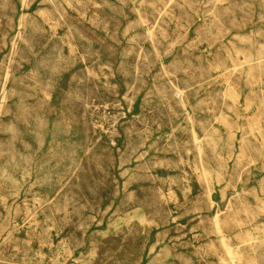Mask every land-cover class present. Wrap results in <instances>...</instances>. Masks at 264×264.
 Instances as JSON below:
<instances>
[{"label":"rangeland","instance_id":"374dc122","mask_svg":"<svg viewBox=\"0 0 264 264\" xmlns=\"http://www.w3.org/2000/svg\"><path fill=\"white\" fill-rule=\"evenodd\" d=\"M236 261L264 264V0H0V264Z\"/></svg>","mask_w":264,"mask_h":264},{"label":"bare ground","instance_id":"6f19581e","mask_svg":"<svg viewBox=\"0 0 264 264\" xmlns=\"http://www.w3.org/2000/svg\"><path fill=\"white\" fill-rule=\"evenodd\" d=\"M238 192H239V191H238ZM235 264H242V263H241V262H239V261H236V262H235Z\"/></svg>","mask_w":264,"mask_h":264}]
</instances>
